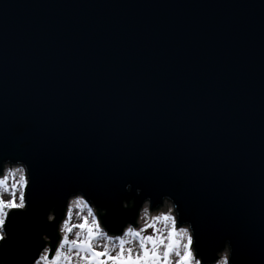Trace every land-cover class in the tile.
I'll return each mask as SVG.
<instances>
[{
  "label": "water",
  "instance_id": "obj_1",
  "mask_svg": "<svg viewBox=\"0 0 264 264\" xmlns=\"http://www.w3.org/2000/svg\"><path fill=\"white\" fill-rule=\"evenodd\" d=\"M4 159L35 189L0 264H26L68 191L117 227L137 187L177 202L201 254L227 239L264 264V0H0Z\"/></svg>",
  "mask_w": 264,
  "mask_h": 264
},
{
  "label": "clouds",
  "instance_id": "obj_2",
  "mask_svg": "<svg viewBox=\"0 0 264 264\" xmlns=\"http://www.w3.org/2000/svg\"><path fill=\"white\" fill-rule=\"evenodd\" d=\"M34 189L26 163L0 160V246L10 239V219L28 211ZM123 190L132 192V185L124 184ZM140 194L137 187L135 196L120 199V209H134V215L112 227L105 221L108 208L91 193L81 188L68 191L61 203L41 209V226L24 255L26 264H233L230 240L209 256L201 254L194 226L181 219L173 198L163 195L153 204L152 197L145 196L137 204Z\"/></svg>",
  "mask_w": 264,
  "mask_h": 264
}]
</instances>
